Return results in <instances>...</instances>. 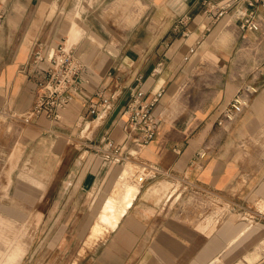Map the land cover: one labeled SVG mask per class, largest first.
<instances>
[{"label":"crops","instance_id":"1","mask_svg":"<svg viewBox=\"0 0 264 264\" xmlns=\"http://www.w3.org/2000/svg\"><path fill=\"white\" fill-rule=\"evenodd\" d=\"M206 8L204 0H0V115L17 120L10 127L24 128L19 118L59 45L83 63L61 119L35 117L28 129L49 146L38 155L57 161L55 182L34 191L50 200L81 191L97 209L84 239L108 236L98 264L109 256H127L128 264H264V0L240 1L216 20ZM251 9L255 26L241 30ZM38 43L45 60L34 64ZM250 84L258 90L248 106L218 125ZM136 89L145 101L157 98L158 131L145 145L128 133L123 113ZM144 169L157 174L137 186L131 177ZM124 183L137 186L129 206L90 239L110 196L121 198L112 210L122 203Z\"/></svg>","mask_w":264,"mask_h":264},{"label":"rangeland","instance_id":"2","mask_svg":"<svg viewBox=\"0 0 264 264\" xmlns=\"http://www.w3.org/2000/svg\"><path fill=\"white\" fill-rule=\"evenodd\" d=\"M19 119L25 125L17 130L9 126L17 120L0 115V264L102 263L108 236L85 244L97 209L86 207L84 192L78 191L72 198L71 193L57 192L50 200L48 191H34L55 182L57 161L54 155H38L48 150V144L33 140L36 132L28 129L32 121ZM136 178L131 181L138 186ZM108 201L107 210L114 209L113 196ZM105 227L113 228L94 225L90 239ZM106 261L128 264L129 257L109 256Z\"/></svg>","mask_w":264,"mask_h":264},{"label":"built area","instance_id":"3","mask_svg":"<svg viewBox=\"0 0 264 264\" xmlns=\"http://www.w3.org/2000/svg\"><path fill=\"white\" fill-rule=\"evenodd\" d=\"M240 1H246L248 6H253L256 0H204L207 8L204 13L210 19L216 20L223 16L234 5ZM0 9V19L3 18V11ZM215 10V14L213 12ZM255 9H251L242 16L240 29H253L256 17ZM45 60L44 46L38 43L36 50L32 53L31 62L37 64ZM83 69L82 61L77 57L74 50L64 45H59L54 53L47 59L45 77L38 82L32 106L22 116L24 120L31 121L35 117L43 116L47 119L57 121L61 119V112L72 100L74 92L78 88V78ZM258 87L250 84L238 89L228 106L220 114L217 124L227 126L232 123L238 114L248 106L250 96L256 93ZM144 92L136 89L131 93V99L126 104L123 113L127 117L128 133L135 132L138 135L137 142L145 145L152 140L158 131V122L152 113L156 99L150 101L142 99ZM205 153H201L203 157ZM155 173L144 169L136 180L143 183L146 177ZM159 175L171 176L169 172L161 171Z\"/></svg>","mask_w":264,"mask_h":264},{"label":"bare ground","instance_id":"4","mask_svg":"<svg viewBox=\"0 0 264 264\" xmlns=\"http://www.w3.org/2000/svg\"><path fill=\"white\" fill-rule=\"evenodd\" d=\"M121 182V181H120ZM120 190H123L124 194L122 195V203L117 204L118 209L116 210H107V208H104V211L102 212L100 218H99V223L97 222L95 225L96 227L101 226V224L106 225L108 228L112 227L113 223L116 221V219L121 216L122 212L129 206L132 197L136 194L137 191V186L131 185L128 183L120 184L118 185V192ZM114 200H120L121 198L119 197H113ZM107 221V224H106ZM105 222V223H103ZM256 260V258H255Z\"/></svg>","mask_w":264,"mask_h":264}]
</instances>
